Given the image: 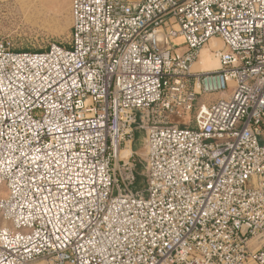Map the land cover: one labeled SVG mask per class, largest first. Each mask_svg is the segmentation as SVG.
<instances>
[{"label":"built area","instance_id":"built-area-1","mask_svg":"<svg viewBox=\"0 0 264 264\" xmlns=\"http://www.w3.org/2000/svg\"><path fill=\"white\" fill-rule=\"evenodd\" d=\"M71 16L67 46L0 42V264H264V0H71ZM202 85L227 95L198 106ZM137 133L144 158L122 159Z\"/></svg>","mask_w":264,"mask_h":264},{"label":"rangeland","instance_id":"rangeland-1","mask_svg":"<svg viewBox=\"0 0 264 264\" xmlns=\"http://www.w3.org/2000/svg\"><path fill=\"white\" fill-rule=\"evenodd\" d=\"M139 2L141 0H134ZM72 28L71 0H15L0 4V42H9L13 49L18 52H44L53 44L67 46L70 41ZM212 43L220 46V41H211L199 54V59L192 66V73H199L201 61L204 56L203 50H214ZM182 51H185L182 48ZM203 55V56H202ZM198 70V71H197ZM201 82L209 77V74L201 73ZM201 86V96L198 106L210 104L223 99L227 93L215 92L205 94ZM176 123L194 127V113L174 120ZM135 159L142 161L145 155L143 134H136L133 143ZM139 176L137 183L132 187L134 192L143 191L145 188L144 166H138ZM8 227L4 218L0 215V227Z\"/></svg>","mask_w":264,"mask_h":264},{"label":"bare ground","instance_id":"bare-ground-1","mask_svg":"<svg viewBox=\"0 0 264 264\" xmlns=\"http://www.w3.org/2000/svg\"><path fill=\"white\" fill-rule=\"evenodd\" d=\"M211 41H220L219 39H212ZM214 50H212V52H209L208 49L204 52V56L202 58L201 61V66L198 70L199 73H204V74H210L213 72H216L217 70L220 69V61L218 56L216 55V53L214 51H218L223 47V44L221 42V45L218 46L215 43H212L211 46ZM193 73H197V72H193ZM133 150L131 149V144H128L127 149L122 150L120 157L122 159H128L131 154H132ZM2 228H6L5 226H3Z\"/></svg>","mask_w":264,"mask_h":264},{"label":"crops","instance_id":"crops-1","mask_svg":"<svg viewBox=\"0 0 264 264\" xmlns=\"http://www.w3.org/2000/svg\"><path fill=\"white\" fill-rule=\"evenodd\" d=\"M208 48H209V46H208ZM208 48L204 49L203 52L206 51ZM197 71H198V70H197ZM199 71H201V70H199Z\"/></svg>","mask_w":264,"mask_h":264}]
</instances>
